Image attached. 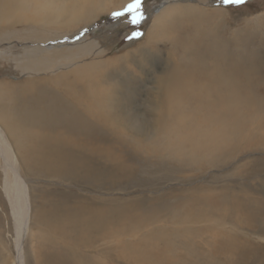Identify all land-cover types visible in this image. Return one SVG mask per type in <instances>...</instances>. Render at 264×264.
I'll list each match as a JSON object with an SVG mask.
<instances>
[{
  "label": "rangeland",
  "instance_id": "obj_1",
  "mask_svg": "<svg viewBox=\"0 0 264 264\" xmlns=\"http://www.w3.org/2000/svg\"><path fill=\"white\" fill-rule=\"evenodd\" d=\"M124 1L128 0H98L96 18L78 24L73 30L60 34L58 28L51 32L40 29L38 37L47 39L45 41L34 40L30 33H27L28 40H20L25 36L23 27L6 29L7 18L0 21V90L3 87L4 91V97L0 93V113L3 111L9 119L0 122V133L20 160L21 166L17 167L27 187L30 212L21 256L16 240L19 221L5 199L1 168L4 161L0 155V264H18L20 256L23 264H39L35 260L37 249L46 244L40 236H45L46 230L53 226L54 217L61 219L57 228H67L78 245L97 238L96 245L107 252L110 264H139L131 249L143 243L144 250L161 254L167 252L166 242L177 258H168L165 254L169 260L165 264H211L216 254L223 256V263L231 258L232 250L237 253L246 250L249 254L240 264H264V232L256 231L260 225L264 227V141L261 142L264 140V0H247L240 6L221 5L220 0H143L144 18L138 25L130 24L127 17H112L113 12L130 2L121 5ZM161 8H168L173 15L159 18L157 10ZM155 26L159 27L154 30L158 49L154 48L150 33ZM134 31L142 35L128 39ZM180 38L191 39L192 47L201 43L203 50L207 49L206 43L210 48H224L232 63L244 58L245 63L254 59L261 62L260 80L257 76L251 78L259 81L260 86L250 87L249 92L258 99L262 111L255 118H249L241 137L229 141L218 161L207 164L209 158L204 162L197 160L193 165L184 156L171 159L172 152L166 155L164 148L174 137H160L162 154L159 165H153L155 172L153 166L147 167L144 163L147 159L155 161V157L136 155L132 147L121 141L112 147L120 156L118 161L116 158L107 161L106 156L96 150L97 154L87 151V159L95 164L88 161V166L84 164L85 168L77 171L74 166H69L68 170L55 167L53 170L52 161L47 157L56 159L57 155L67 154L66 146L64 143L45 146L44 137L66 136L62 127H66L64 121L68 112L64 106L80 109V99L68 94L75 92L73 86L55 82L56 78H67L70 83L75 79L76 67L94 63V86L102 91L98 103L104 106L114 101L113 106L120 111L122 105L129 104L128 116H139L146 112L148 95L156 101L170 99L175 88L170 83L161 85L159 81L166 76L170 65L169 47ZM153 49L159 54L153 53ZM97 62L99 66L95 65ZM240 82L243 88V79ZM159 90L162 92L158 94ZM106 118L111 120L108 115ZM168 124L173 126L174 123L168 121ZM122 133L126 134L123 130ZM74 136L87 138L85 133ZM104 136L110 138L106 130ZM97 141L94 146L100 149L103 143ZM24 144L28 147L22 149L20 145ZM74 154L77 160L81 153L77 150ZM106 166L112 167L109 176L102 172ZM246 203L251 206L249 211ZM204 211L213 214L206 217L204 223H193V216ZM220 217L226 221L220 223ZM107 220H116L118 225L113 229ZM125 245L131 248L126 250ZM144 250L139 251L140 254L148 252Z\"/></svg>",
  "mask_w": 264,
  "mask_h": 264
},
{
  "label": "bare ground",
  "instance_id": "obj_2",
  "mask_svg": "<svg viewBox=\"0 0 264 264\" xmlns=\"http://www.w3.org/2000/svg\"><path fill=\"white\" fill-rule=\"evenodd\" d=\"M128 1L122 2L121 5L126 4ZM175 10H177V8ZM98 11V0H0V21L7 18L9 25L6 27V29L18 26L23 27L22 31L25 32V36L20 40H28L30 37L27 36V33H30L32 36H34L32 37L34 40L45 41L47 39L40 40L41 37H38V35L41 33V31H39L40 29L51 32L53 30L56 31L55 29L58 28L57 32L61 34L66 30H73L74 28H77L75 26L78 24L82 25L87 23L89 20L91 21L93 18H96L95 16ZM169 14L173 15L172 11L168 8L164 10L162 8L157 10V15L159 18H165ZM178 25L179 23L175 26V29L178 27ZM157 29H159V27L155 26L153 31L150 32L151 36H153L152 40L155 46L154 48L156 49H158V44L154 30ZM181 33L183 32L181 31ZM189 40L191 39L180 38L177 41L172 42L168 50V53L170 54V56L168 55V59H170V65L165 72L166 76H163L159 83L161 85L170 83L175 88L172 94H170V99L165 102L159 100L156 101L155 97L148 95L145 102L147 106L146 112L139 116H128L129 104L122 105L123 108L120 111L113 106L114 101H110L104 106H102L100 102L98 103L102 91L101 89H98V87L96 88L94 86L95 76L93 75L95 73H93L92 69L94 63L89 65L82 64L83 66L81 65L80 67H76L74 70V82L71 80L69 83L66 81L67 78L65 79L63 77L56 78L55 82L65 83L73 86L75 92L68 94L70 97L75 96L80 99V104L77 103L80 109L76 110L72 106H64L65 104L63 105V103H61L66 108L64 110L68 112V116L66 117L67 119L65 118L66 121H64L66 127L61 126L63 129H65L67 135L61 139L58 137L55 138L53 136V138H48L47 136L44 137V140L46 141L45 146L49 147L64 143L68 155H57L55 156L56 159H51V157L48 156L47 158L52 161L50 167H53V170H55V168L57 170H66L69 166H71V168L74 166L75 171L84 169V164L86 165L87 162L90 161L87 159L86 152H95V150L99 152L98 154L105 155L107 161H112L115 158L118 161L120 160V156L113 151L112 147L119 141L127 143L130 148L132 147V149L136 151V155L139 153L141 155H152L155 157V161L148 159L145 160L146 162L144 163L146 166L159 165L157 162L161 158L162 154L160 137H174L167 142L166 147L164 148L166 155H168L169 152H172L169 156L171 159H180L179 157L184 156V159L192 162L193 165H195L194 162L197 160L204 162L209 158L211 159L207 164L212 165L217 162L222 156L224 149L229 144V141L233 137H241L249 118H255L257 113L260 110L262 111V109L259 107L258 99L252 96L249 92L250 87L257 88V86L260 84L258 81V74L261 70V62L254 59L251 63H245L246 58H244L240 60V62L232 63L228 57L229 54L226 49L210 48V46L208 47V44L206 43L207 49L203 50L201 43H198L196 46L193 45L194 47H192V44L189 42ZM95 45L97 44L95 43ZM151 48H153V46ZM156 49H153V53L155 52L156 54H159V51L157 52ZM87 52L91 51L87 49ZM74 56L76 57L78 55L74 54ZM95 65L99 66L100 63L97 62ZM72 66L75 67L74 65ZM84 67L86 68L84 69ZM256 76L258 77L256 80L258 82H255L253 79H251L252 77ZM84 79L87 80V82H84ZM242 79L244 81L243 88L240 86L242 85L240 82ZM234 87L238 88V90H234ZM2 90H0V93L3 94L2 97H4V91ZM110 91L111 90H109V93ZM160 92H162V90H159L158 94ZM5 96L8 95L5 94ZM8 97L9 99L11 98V96ZM116 97H118V95ZM43 105L45 104L43 103ZM59 109L60 108L58 107V110ZM113 109H116V112L113 111ZM59 111L56 112L59 113ZM51 113L50 115H53ZM57 113L56 115H58ZM39 115L41 116V114ZM45 115L46 114L43 116ZM107 115L111 117L110 121L107 120ZM7 119L8 116L3 111H1L0 122L5 123ZM59 120L58 122H60ZM168 121L174 123L173 126H170ZM54 124L55 123H53V125ZM201 125H203V128H200ZM42 126L40 125L41 128ZM35 129L38 128L36 127ZM43 130L41 131L42 133ZM105 130L110 135L109 139H106L104 136ZM122 130L123 132H126V134L122 133ZM47 132L45 131V133ZM78 133L79 135H84L85 133L87 135L86 140L74 136ZM135 138H142V140ZM97 140H101V143H103L102 145H99L100 149L94 146L95 143H98ZM263 141L264 140L262 139L261 142ZM66 142L70 146L67 145ZM22 143L23 142H21V144ZM145 143H149V145ZM20 147L24 149L28 146L24 144L20 145ZM77 150L81 154L79 158L75 160L76 155L74 152ZM52 153L54 154V152ZM0 155L4 161V165L1 166L4 174L2 184L4 195L14 218L19 221L16 240L19 249V255L22 256V244L28 231L27 229L30 213L29 201L27 198V187L18 171L17 166H19L20 160H18L10 144L4 139L1 133ZM45 156L46 154L41 155V159H43ZM76 162L80 163L78 165H74ZM90 162L95 164L93 161ZM89 167H87V171H90ZM110 168L112 167L106 166L102 172L109 176L108 172H111ZM152 168H154V166ZM155 171L156 169L154 168V172ZM246 204V210L249 211L251 206H249V203ZM1 208L2 210H5L3 204H1ZM212 214L213 213L207 214L206 211H204L201 214L194 215L192 218L193 223H204L207 219L206 217L210 218ZM110 215L112 216V214ZM55 218L56 217L53 218V226L46 230L45 236H40L41 241L45 242L46 244L44 246L38 247L37 249V258H35V260H37L39 264H110V260V262H107V252L100 250L96 245L99 241L97 238H93L90 241H85L86 243L78 245L77 243H74L72 234L67 228L62 227L64 228L63 230L58 229L60 228L59 225L61 223V219ZM107 221L111 227L113 226V229L116 225H118V221L116 220ZM225 221L226 218L224 219L220 217V223ZM98 225L102 226L100 223H98ZM86 231L88 233V229ZM256 231L264 232V227L260 225ZM54 232L55 235L53 234ZM67 233H69L70 236H68ZM68 238L71 241H68ZM128 245H125L124 247L126 250H128L130 247H128ZM144 245L145 244L142 243L140 247L131 249V254L135 257V262L139 264H165L169 261L167 258H165V254H168V258H177L176 254L173 255L174 251L167 247V242L165 243L167 247H165V249L167 252L163 251V253H161L163 255L149 251L147 248L144 250ZM185 245L189 246L188 248L191 247L188 243H185ZM82 246L87 248L88 251H83ZM143 250L148 252L145 255H142V253L140 254L139 251ZM181 255L186 256V254L183 253ZM229 255L231 258L226 259L225 261H223V259V263H221V258L223 256L220 258L219 255L216 254L213 256L214 261H212L211 264H226L225 262L240 264L242 261H245L249 258V254H247L246 250H243L240 253L232 250L229 252ZM21 256L18 258V260L20 264H23Z\"/></svg>",
  "mask_w": 264,
  "mask_h": 264
},
{
  "label": "snow or ice",
  "instance_id": "obj_3",
  "mask_svg": "<svg viewBox=\"0 0 264 264\" xmlns=\"http://www.w3.org/2000/svg\"><path fill=\"white\" fill-rule=\"evenodd\" d=\"M143 0H130L120 11H115L112 13V17H127L128 22L132 25H138L144 18L142 12ZM247 3V0H220L221 5H236L240 6ZM142 33L134 31L129 35L128 39L139 38Z\"/></svg>",
  "mask_w": 264,
  "mask_h": 264
}]
</instances>
